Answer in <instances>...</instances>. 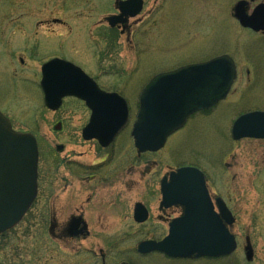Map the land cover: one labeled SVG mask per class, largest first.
Masks as SVG:
<instances>
[{
	"label": "rangeland",
	"instance_id": "1",
	"mask_svg": "<svg viewBox=\"0 0 264 264\" xmlns=\"http://www.w3.org/2000/svg\"><path fill=\"white\" fill-rule=\"evenodd\" d=\"M238 1L146 0L130 21L140 23L122 35L106 23L117 13L115 0H0V111L16 131L31 133L39 149V198L0 236V264H264V140L231 137L239 116L264 110V36L233 18ZM225 54L239 71L226 101L190 118L160 152L138 156L131 132L143 87L159 74ZM53 58L82 67L128 102L130 122L109 148L82 139L91 115L84 103L66 99L58 112L44 106L41 67ZM187 166L200 168L212 198L232 211L237 251L217 261L140 256L139 243L167 236L179 215L159 208L162 178ZM110 174H119L115 182L105 179ZM136 203L150 212L145 224L133 219ZM52 207L63 217L85 211L89 238L54 241ZM247 237L252 262L245 258Z\"/></svg>",
	"mask_w": 264,
	"mask_h": 264
},
{
	"label": "water",
	"instance_id": "2",
	"mask_svg": "<svg viewBox=\"0 0 264 264\" xmlns=\"http://www.w3.org/2000/svg\"><path fill=\"white\" fill-rule=\"evenodd\" d=\"M248 5L247 1H239L233 10L234 18L245 29L264 32V3L252 14H248ZM115 7L119 14L107 18V23L111 28L122 26L124 33L129 19L141 13L143 0H116ZM236 78V65L228 55L155 76L141 92L133 125L138 155L162 150L168 138L181 130L191 116L225 100ZM40 86L44 104L52 112L61 108L65 98L84 102L91 117L82 138L97 140L102 148L109 147L129 122L126 100L119 94L102 91L94 80L69 62L53 59L44 64ZM61 128L58 124L55 130ZM232 138L264 140V111L238 118L232 127ZM38 161L35 137L15 131L0 112V235L15 228L34 203ZM161 193V209L182 207L184 215L170 223L169 235L164 240L140 243L137 248L140 255L160 253L170 259H220L237 250L236 238L230 230L236 220L221 198L214 204L200 170L184 167L170 173L161 182ZM148 218L147 209L137 204L134 220L143 224ZM70 227L73 237L88 234L81 218L74 219ZM244 252L247 262H252L255 254L249 237Z\"/></svg>",
	"mask_w": 264,
	"mask_h": 264
},
{
	"label": "flooded vegetation",
	"instance_id": "3",
	"mask_svg": "<svg viewBox=\"0 0 264 264\" xmlns=\"http://www.w3.org/2000/svg\"><path fill=\"white\" fill-rule=\"evenodd\" d=\"M145 3H146V0H144V4H143V10H144V7H145ZM262 3H264V2H261V3H259V4H256L255 6H253L250 2H249V5H248V14H251L252 13V11L258 6V5H260V4H262ZM253 6V7H252ZM143 10H142V12H143ZM117 12V11H116ZM118 14V12L117 13H115L114 15H117ZM142 14V13H141ZM140 19L139 20H135L134 21V23L133 24H130V22L128 23V25H127V29L125 30V33L124 34H127L128 32L130 33L131 32V30L133 29V27L135 26V25H137V24H139L140 23ZM114 30H120L118 27H116ZM247 31H249L250 33H253V34H261V35H263L264 36V32H259V33H256V32H254L253 30H250V29H247ZM78 66V65H77ZM82 68V67H81ZM83 69V68H82ZM237 71H238V66H237ZM238 73H239V71H238ZM248 73V75L250 76V70L247 72ZM237 79H238V77H237ZM237 79H236V81H237ZM235 81V82H236ZM234 85V84H233ZM226 101V100H225ZM224 101V102H225ZM217 107V106H216ZM216 107H214V108H212V109H210V110H208V111H204V112H200V113H197L196 115H194L193 117H196V116H198V115H202V114H204V115H206V114H208V113H210L212 110H214ZM260 111V110H259ZM264 111V110H263ZM253 112H255V111H253ZM249 113H251V112H249ZM245 114H247V113H245ZM192 117V118H193ZM112 145V144H111ZM110 145V146H111ZM109 146V147H110ZM109 147H107V148H109ZM107 148H105V149H107ZM63 150V149H62ZM191 167H194V168H197V169H199L200 171H201V169L200 168H198V167H195V166H191ZM202 173L203 174H205L203 171H202ZM118 175L119 174H115V178L114 179H112V174H110L108 177H105V179H107V180H109L110 182H115V180H116V178L118 177ZM168 175L169 174H166L163 178H162V180L165 178V177H168ZM205 177H206V175H205ZM92 177H85V179H86V181H89L90 179H91ZM39 179V178H38ZM161 180V181H162ZM206 181L208 182V180H207V177H206ZM38 182H39V180H38ZM160 184H161V182H160ZM209 189V188H208ZM55 192V191H54ZM160 192H161V190H160ZM56 193V192H55ZM54 193V194H55ZM39 198V183H38V192H37V197H36V200ZM35 200V201H36ZM57 200V196H56V199H55V201ZM137 204H142L146 209H147V211H148V213H149V217H150V212H149V210H148V208L143 204V203H136L135 204V207H136V205ZM85 207H86V199H85ZM135 207H134V209H135ZM159 208H160V210L162 211V212H165L166 210H170V209H176V210H178L179 211V215L177 216V217H175V218H178V217H181V216H183L184 215V209L182 208V207H174V208H170V209H161V207L159 206ZM133 217H134V213H133ZM79 218H81L82 219V221L86 224V227H87V231L86 232H88V234H85V235H82V236H76V237H73V236H71L70 235V224H71V222L74 220V219H79ZM174 218V219H175ZM148 220H149V218H148ZM147 220V221H148ZM146 221V222H147ZM145 222V223H146ZM169 222V221H168ZM171 222V221H170ZM170 222L168 223V224H170ZM144 223V224H145ZM50 227L52 228V231H51V237H52V239L54 240V241H58V242H66V241H81V240H85L86 241V239H88L89 238V236H90V231H89V225H88V223H87V221H86V212L85 211H82V210H80V209H77L75 212H73V213H71V214H69L68 216H65V217H63V215H62V212H61V210H59V209H57V208H53L52 207V210H51V215H50ZM81 228V227H80ZM168 228H169V225H168ZM79 231V230H78ZM166 237V236H165ZM164 237V238H165ZM164 238H162V239H164ZM161 239V240H162ZM152 240V239H151ZM151 240H148V241H151ZM152 241H160V240H152ZM138 247V246H137ZM136 252H137V249H136ZM137 254H138V252H137ZM152 255H154V254H152Z\"/></svg>",
	"mask_w": 264,
	"mask_h": 264
}]
</instances>
